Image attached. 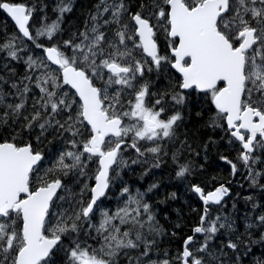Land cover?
Here are the masks:
<instances>
[{
    "label": "snow or ice",
    "instance_id": "1",
    "mask_svg": "<svg viewBox=\"0 0 264 264\" xmlns=\"http://www.w3.org/2000/svg\"><path fill=\"white\" fill-rule=\"evenodd\" d=\"M0 12V264H264V0Z\"/></svg>",
    "mask_w": 264,
    "mask_h": 264
},
{
    "label": "trees",
    "instance_id": "2",
    "mask_svg": "<svg viewBox=\"0 0 264 264\" xmlns=\"http://www.w3.org/2000/svg\"><path fill=\"white\" fill-rule=\"evenodd\" d=\"M5 21L8 22L9 28H11L12 22L10 21V19L5 14H3L2 12H0V23H3ZM226 174H227L226 172H221V175H226ZM173 207H180V204H174ZM184 211L187 212V209L185 208ZM170 214H171V217L173 219H175V213H170Z\"/></svg>",
    "mask_w": 264,
    "mask_h": 264
}]
</instances>
